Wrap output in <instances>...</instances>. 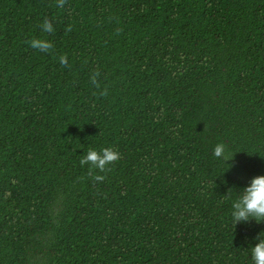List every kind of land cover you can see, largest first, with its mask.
<instances>
[{
	"label": "trees",
	"instance_id": "1",
	"mask_svg": "<svg viewBox=\"0 0 264 264\" xmlns=\"http://www.w3.org/2000/svg\"><path fill=\"white\" fill-rule=\"evenodd\" d=\"M257 175L264 0H0V264H253L264 222L231 213Z\"/></svg>",
	"mask_w": 264,
	"mask_h": 264
},
{
	"label": "clouds",
	"instance_id": "2",
	"mask_svg": "<svg viewBox=\"0 0 264 264\" xmlns=\"http://www.w3.org/2000/svg\"><path fill=\"white\" fill-rule=\"evenodd\" d=\"M66 3V0H56V6L58 8H63ZM41 30L46 33H52L55 31L51 21L45 19L41 24ZM66 32L71 31V25L66 29ZM31 48L37 49L41 52L49 53L53 50L54 45L51 41L33 37L30 40L26 41ZM59 62L62 67H69L67 56H59ZM100 75L99 71L96 70L91 75V82L95 85L96 88H100V82L97 77ZM101 95L106 96L107 90L100 93ZM164 110L161 109V114ZM159 116L157 117L156 122H159ZM235 153H231L227 149V145L224 143H217L213 150V155L217 159H222L225 163L234 158ZM121 159V155L118 150L112 147H103L99 150L95 148H90L86 154L82 155L80 159V165H89L88 171L92 175L95 181H104L105 176L97 174L95 170H98L99 173H105L111 171L112 169L109 165H113ZM15 182V181H13ZM11 196V192H5V199ZM232 218L233 223L236 225L238 222L247 223L252 219H255L257 223L264 222V175H257L253 177L250 181V184L245 186L237 199L232 202ZM255 239L257 243L251 247V258L253 264H264V235L262 232L258 234Z\"/></svg>",
	"mask_w": 264,
	"mask_h": 264
}]
</instances>
